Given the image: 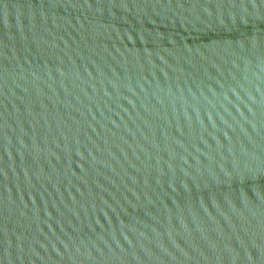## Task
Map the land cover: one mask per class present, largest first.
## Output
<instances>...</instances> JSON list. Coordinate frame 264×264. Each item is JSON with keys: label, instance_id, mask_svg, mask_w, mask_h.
I'll list each match as a JSON object with an SVG mask.
<instances>
[{"label": "water", "instance_id": "95a60500", "mask_svg": "<svg viewBox=\"0 0 264 264\" xmlns=\"http://www.w3.org/2000/svg\"><path fill=\"white\" fill-rule=\"evenodd\" d=\"M0 264H264V0H0Z\"/></svg>", "mask_w": 264, "mask_h": 264}]
</instances>
